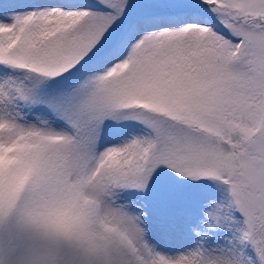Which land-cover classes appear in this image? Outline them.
I'll return each instance as SVG.
<instances>
[{"label": "snow or ice", "instance_id": "snow-or-ice-1", "mask_svg": "<svg viewBox=\"0 0 264 264\" xmlns=\"http://www.w3.org/2000/svg\"><path fill=\"white\" fill-rule=\"evenodd\" d=\"M0 264H264V0H0Z\"/></svg>", "mask_w": 264, "mask_h": 264}]
</instances>
